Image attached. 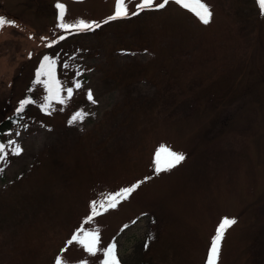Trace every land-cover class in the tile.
Segmentation results:
<instances>
[{
    "label": "rangeland",
    "instance_id": "rangeland-1",
    "mask_svg": "<svg viewBox=\"0 0 264 264\" xmlns=\"http://www.w3.org/2000/svg\"><path fill=\"white\" fill-rule=\"evenodd\" d=\"M58 2L69 23L102 22L115 5L0 0V16L14 22L0 30V116L17 112L43 56L58 59L65 46L70 55L57 63V77L83 85L46 112V90L35 84L40 115L6 135L23 151L0 162V264H54L57 255L97 264L100 254L67 244L81 227L98 231L101 248L115 240L121 264H205L223 217L237 223L219 264H264V15L257 0H205L213 13L207 25L170 2L67 35L53 54L47 43L65 35ZM89 89L96 103L87 100ZM79 110L88 115L69 124ZM160 145L185 159L157 175ZM145 177L115 209L86 221L91 201Z\"/></svg>",
    "mask_w": 264,
    "mask_h": 264
},
{
    "label": "snow or ice",
    "instance_id": "snow-or-ice-1",
    "mask_svg": "<svg viewBox=\"0 0 264 264\" xmlns=\"http://www.w3.org/2000/svg\"><path fill=\"white\" fill-rule=\"evenodd\" d=\"M170 2L175 3L179 7L191 12L202 24H209L212 19V11L205 0H139V3L135 4V11L129 12V3L132 0H115L114 12L108 16L102 22L86 21L79 19L75 22L69 23L65 21L66 8L62 3H56L55 7L58 9V23L57 27L65 33L60 35L54 40H50L46 46L53 47L56 43L66 39L67 35L84 31H94L96 28L101 27V23H109L117 19H126L131 16H137L143 11H157L164 9ZM258 8L261 15H264V0H257ZM6 25L14 26V22L7 20L6 17L0 16V30ZM47 39V38H42ZM76 75H81L77 70ZM35 83L43 85L47 95L44 97V102L41 105L42 110L48 111L53 103L65 105L73 97L74 89L78 90L83 87L82 83L78 79H74L72 86H67L57 77V59L48 55L43 56L39 63L38 69L35 72ZM87 100L91 103H96L91 89L87 90ZM32 103L30 99L22 100L17 108V112H22L26 105ZM88 113L83 110L76 111L70 118L69 124L83 121ZM6 147L11 150L7 152ZM23 149L15 144L13 141H9L7 145L0 144V162H6L9 154L20 155ZM185 156L182 153L173 151L166 145H160L152 160L154 172L158 175L161 172L170 171L172 168L179 165L184 161ZM2 171V169H0ZM151 179V177H145L144 181H137L130 186L122 187L115 192L103 194L102 199L99 201L93 200L90 202V214L86 217V221H92L97 215L109 209H115L122 201L127 200L132 193H134L142 183ZM133 224L136 221L132 222ZM237 223L236 218L223 217L217 225L214 235L210 240V244L206 254L205 264H219L222 242L226 232ZM124 228H128L129 225H124ZM123 230V229H122ZM73 243L81 246L85 252L91 256H97L100 254L102 257L97 261V264H121V260L117 252V243L115 240L110 242L106 247H100V236L98 231L86 230L83 227L77 229L67 241L68 245ZM145 248L148 247V241L145 242ZM66 251V249L62 250ZM54 264H70V261L62 259L57 255ZM81 264H87V261H82Z\"/></svg>",
    "mask_w": 264,
    "mask_h": 264
},
{
    "label": "trees",
    "instance_id": "trees-1",
    "mask_svg": "<svg viewBox=\"0 0 264 264\" xmlns=\"http://www.w3.org/2000/svg\"><path fill=\"white\" fill-rule=\"evenodd\" d=\"M56 46L58 45H55L54 47H52L49 52L53 54L54 52H57ZM58 53L59 54L57 56L58 58L57 63L61 61V58L65 54H67L68 56L70 55V48H68V46L67 47L65 46L64 49L58 51ZM31 82L32 83L29 86L28 91H27L28 93L26 95V99H30L32 103L26 105L22 112H15L14 115H10L8 117H5L4 115L0 116V144L7 145L9 140L7 139L6 135L8 133L13 132L18 127L24 126L25 122L28 120H32V119L35 120L36 117L40 115L39 112H37L40 109L36 107L37 103L35 101L34 96L32 95V91L34 90V85L36 84L35 79Z\"/></svg>",
    "mask_w": 264,
    "mask_h": 264
}]
</instances>
